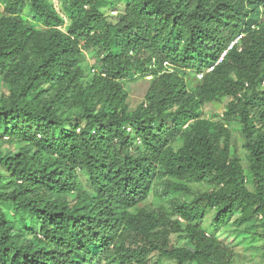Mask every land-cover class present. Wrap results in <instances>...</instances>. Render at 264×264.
Returning <instances> with one entry per match:
<instances>
[{
  "label": "trees",
  "instance_id": "trees-1",
  "mask_svg": "<svg viewBox=\"0 0 264 264\" xmlns=\"http://www.w3.org/2000/svg\"><path fill=\"white\" fill-rule=\"evenodd\" d=\"M58 1L0 0V264H234L236 216L264 239V0Z\"/></svg>",
  "mask_w": 264,
  "mask_h": 264
},
{
  "label": "rangeland",
  "instance_id": "rangeland-1",
  "mask_svg": "<svg viewBox=\"0 0 264 264\" xmlns=\"http://www.w3.org/2000/svg\"><path fill=\"white\" fill-rule=\"evenodd\" d=\"M55 7L58 10H61V5L58 0H52ZM130 0H105L102 4V10L104 13L110 17V19H115L118 15V12L123 9L126 3ZM117 5L118 8H114ZM261 17L264 19V10L262 8ZM28 13V9L26 11ZM66 27V26H65ZM100 58L95 55L89 54L87 56V63L92 67ZM194 73V74H193ZM190 75V78L195 77V72ZM199 77V76H198ZM151 77L147 79L136 78L133 80H128L124 82V91L128 95V102L130 103L131 109L137 108L145 99V94L148 89V81ZM0 86L2 91H5L6 88L2 86L0 81ZM223 109L217 110L216 107L212 104L205 105L203 109V117H206L210 120H215L214 115L218 112L222 113ZM232 132V151L236 153L243 162L245 168L249 165L248 153L244 148V140L240 133V125L237 123H231L228 125ZM3 131H0V150L4 154H13V151L16 148V144H13L6 140L7 138L2 135ZM195 190H202L207 188L204 186L194 185ZM72 203L74 202L73 197L70 198ZM158 203L153 194L150 195L149 199L144 203L143 206L154 207ZM236 216L231 223L226 225L219 233L218 239L222 241L228 247L234 249V264H264V239H261L255 235L258 231L254 228V222L244 224L242 226H237L233 221L237 218ZM209 218V217H208ZM238 229L241 231L239 234H234L233 231ZM171 240L174 244L177 245H188L189 242L186 239H182L179 234L173 233ZM158 253H152L148 258V264H155L157 262ZM161 264H174L172 260L165 259Z\"/></svg>",
  "mask_w": 264,
  "mask_h": 264
},
{
  "label": "built area",
  "instance_id": "built-area-1",
  "mask_svg": "<svg viewBox=\"0 0 264 264\" xmlns=\"http://www.w3.org/2000/svg\"><path fill=\"white\" fill-rule=\"evenodd\" d=\"M198 76H199V78H202V77H203V74L201 73V74H199Z\"/></svg>",
  "mask_w": 264,
  "mask_h": 264
}]
</instances>
